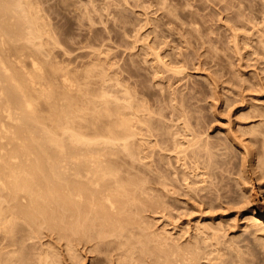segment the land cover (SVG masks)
Segmentation results:
<instances>
[{
  "label": "rangeland",
  "instance_id": "374dc122",
  "mask_svg": "<svg viewBox=\"0 0 264 264\" xmlns=\"http://www.w3.org/2000/svg\"><path fill=\"white\" fill-rule=\"evenodd\" d=\"M18 1L46 24L35 40L44 62L72 74L125 75L154 123L132 168L144 191L139 226L72 252L44 227L20 248L31 263L51 255L50 264H163L160 251L195 247L204 229L216 238L200 244V264H264V231L250 225L264 202V0ZM22 29L27 38L30 28ZM20 58L30 71L23 56L9 60ZM190 149L201 166L183 160Z\"/></svg>",
  "mask_w": 264,
  "mask_h": 264
},
{
  "label": "bare ground",
  "instance_id": "6f19581e",
  "mask_svg": "<svg viewBox=\"0 0 264 264\" xmlns=\"http://www.w3.org/2000/svg\"><path fill=\"white\" fill-rule=\"evenodd\" d=\"M16 1L15 9L13 0H0V264H33L31 253L22 250L44 227L60 234L68 252L82 242L98 248L108 237L137 228L144 191L132 168L142 159L143 137L154 123L141 90L125 85V75L103 71L98 87L95 71L72 74L52 59L44 62L35 40L45 23L37 22L34 6ZM24 23L31 30L30 50L21 44L24 37L28 41ZM11 55L28 59L31 70L22 58L10 61ZM183 157L195 168L202 164L192 149ZM250 225L264 231V202L252 212ZM199 232L195 247L175 244L160 251L159 260L200 264V244L216 234ZM209 247L222 259L218 242ZM42 258L40 264L52 263L51 255ZM248 263L255 262L243 259Z\"/></svg>",
  "mask_w": 264,
  "mask_h": 264
}]
</instances>
